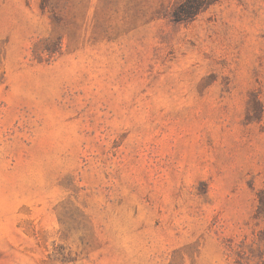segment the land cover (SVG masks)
Listing matches in <instances>:
<instances>
[{"label":"rangeland","instance_id":"1","mask_svg":"<svg viewBox=\"0 0 264 264\" xmlns=\"http://www.w3.org/2000/svg\"><path fill=\"white\" fill-rule=\"evenodd\" d=\"M0 0V264H264V0Z\"/></svg>","mask_w":264,"mask_h":264},{"label":"trees","instance_id":"2","mask_svg":"<svg viewBox=\"0 0 264 264\" xmlns=\"http://www.w3.org/2000/svg\"><path fill=\"white\" fill-rule=\"evenodd\" d=\"M216 0H183L173 10V19L177 22L189 21ZM260 209L264 210V193L260 197Z\"/></svg>","mask_w":264,"mask_h":264}]
</instances>
